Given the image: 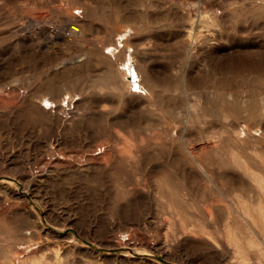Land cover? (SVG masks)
Masks as SVG:
<instances>
[{
    "label": "rangeland",
    "instance_id": "obj_1",
    "mask_svg": "<svg viewBox=\"0 0 264 264\" xmlns=\"http://www.w3.org/2000/svg\"><path fill=\"white\" fill-rule=\"evenodd\" d=\"M245 263L264 0H0V264Z\"/></svg>",
    "mask_w": 264,
    "mask_h": 264
},
{
    "label": "bare ground",
    "instance_id": "obj_2",
    "mask_svg": "<svg viewBox=\"0 0 264 264\" xmlns=\"http://www.w3.org/2000/svg\"><path fill=\"white\" fill-rule=\"evenodd\" d=\"M69 24V30L71 31V32H76V31H78L79 29H80V27H81V25L79 24V23H77L76 21H71V22H69L68 23ZM67 24V25H68ZM58 33V32H57ZM61 34V33H60ZM63 34V33H62ZM54 35V34H53ZM67 38V37H66ZM69 38V37H68ZM250 168V167H249ZM253 169V168H252ZM251 169V170H252ZM255 173V172H254ZM253 173V174H254ZM248 215H250L249 213H248ZM251 237V236H250ZM250 240H251V238H250ZM236 241V240H235ZM235 243V242H234ZM237 245H239V244H237ZM236 245V246H237ZM240 246V245H239ZM241 248V247H240ZM240 248H238V251H240ZM242 257V256H241ZM244 259V258H243ZM246 264V263H245ZM250 264V263H249Z\"/></svg>",
    "mask_w": 264,
    "mask_h": 264
}]
</instances>
